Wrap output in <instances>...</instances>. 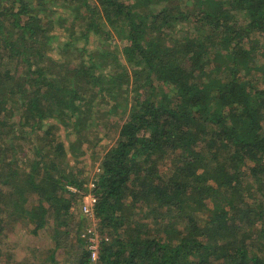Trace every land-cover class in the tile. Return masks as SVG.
<instances>
[{"label": "trees", "instance_id": "16d2710c", "mask_svg": "<svg viewBox=\"0 0 264 264\" xmlns=\"http://www.w3.org/2000/svg\"><path fill=\"white\" fill-rule=\"evenodd\" d=\"M94 1L0 0V231L2 212L50 217L60 247L85 218L74 187L97 196V264H264V0ZM91 36L121 47L91 53ZM116 115L84 188L55 136L78 162Z\"/></svg>", "mask_w": 264, "mask_h": 264}, {"label": "rangeland", "instance_id": "374dc122", "mask_svg": "<svg viewBox=\"0 0 264 264\" xmlns=\"http://www.w3.org/2000/svg\"><path fill=\"white\" fill-rule=\"evenodd\" d=\"M52 1L53 0H51V2ZM88 1L92 6L95 4L94 0ZM76 3L77 0L75 4ZM83 13H85V10L81 11V16ZM68 14L74 16V11L71 10ZM70 26H72V24H70ZM75 28L80 29V25L76 24ZM58 29L59 27L56 26L55 31ZM114 43L121 47V44H117V38L115 36L114 39L109 42L107 40H102L101 38L94 39V37L91 36L90 41L86 45V49L91 53H97L99 49L111 50L115 45ZM79 45H81V43ZM72 52H75L74 55H78L77 50L72 49ZM86 54L88 53H82L83 56ZM95 108L98 111V116L103 118L104 114L106 115V113L102 112V110L106 108L105 103L98 101ZM15 118L17 121L18 117L16 116ZM110 119L111 121L116 120V122L111 125L108 122V126L105 127L100 124L96 131L99 135L107 132V137L97 141L94 147H91L93 144H91L89 148H87L88 144L82 145L81 149L84 150V153L79 157L78 162L73 158V152L69 149L68 142L73 139V136L64 137V134L61 135V133H63L62 130L59 131V135L55 136L58 140L65 143V147L68 149L66 154H71L67 155L65 158V161L70 164L69 167H73L71 165H74V167H76L75 170L80 169V177L85 179L82 184L84 188L88 185L91 177L94 176L93 174L99 170L98 157L101 156L102 150L104 151L112 144L118 135L117 126H119V123L124 120V118L117 120V115L111 116ZM16 126L19 129L18 131L20 134L23 133L25 136L27 135L26 131L29 129L28 126H22L21 123H17ZM41 130H43V128ZM27 137L36 138L35 134H28ZM26 138H23V140L20 141V144L23 143L24 147L19 150L18 155H14L18 157L16 163L22 167L25 166L29 159L34 157V146L31 145L29 141L31 138ZM8 156L12 158L10 155ZM12 162L13 161H10L9 163L12 164ZM83 192H85L84 189H78L76 197L73 200L74 207L78 206L81 193ZM36 201L37 196L35 194H28L27 205L35 204ZM2 219L3 228L0 231V264H54L49 259L50 254L54 249V258L57 264H77L79 257L82 255V251L86 249L85 245L79 241L78 235L81 234L87 222L85 218L78 217V214H74L69 221V226L66 228L64 227L65 230H67V234L61 236L59 239L60 247L58 248L55 247V239L53 238V228L55 224L52 218L49 217L47 223L41 229H35V226L26 217L16 218V216H11V218H9L7 212H2ZM98 224L99 222L97 220V227ZM87 226L89 225L87 224Z\"/></svg>", "mask_w": 264, "mask_h": 264}, {"label": "built area", "instance_id": "2783aa9c", "mask_svg": "<svg viewBox=\"0 0 264 264\" xmlns=\"http://www.w3.org/2000/svg\"><path fill=\"white\" fill-rule=\"evenodd\" d=\"M94 186V182H88V188H92ZM72 192L75 194L78 192V189L74 187H70ZM97 201V196L90 190L81 193L80 201L78 204V210L81 212L85 218L87 219V224L83 228L80 236L85 241V248L89 255L90 264H97L99 258V252L101 248V241L108 240V236L100 233L97 227V219L95 218L94 206ZM74 202L71 203L70 208L75 209L76 207L73 206ZM98 229V230H97Z\"/></svg>", "mask_w": 264, "mask_h": 264}, {"label": "clouds", "instance_id": "9594fccd", "mask_svg": "<svg viewBox=\"0 0 264 264\" xmlns=\"http://www.w3.org/2000/svg\"><path fill=\"white\" fill-rule=\"evenodd\" d=\"M88 257H89V255H88Z\"/></svg>", "mask_w": 264, "mask_h": 264}]
</instances>
